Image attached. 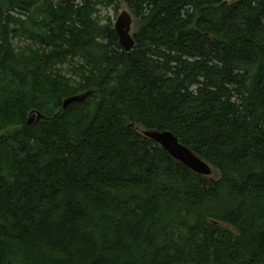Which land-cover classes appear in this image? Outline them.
Returning <instances> with one entry per match:
<instances>
[{
  "label": "trees",
  "instance_id": "trees-1",
  "mask_svg": "<svg viewBox=\"0 0 264 264\" xmlns=\"http://www.w3.org/2000/svg\"><path fill=\"white\" fill-rule=\"evenodd\" d=\"M121 1L128 52L97 15ZM7 130L0 264H264V0H0Z\"/></svg>",
  "mask_w": 264,
  "mask_h": 264
},
{
  "label": "water",
  "instance_id": "water-1",
  "mask_svg": "<svg viewBox=\"0 0 264 264\" xmlns=\"http://www.w3.org/2000/svg\"><path fill=\"white\" fill-rule=\"evenodd\" d=\"M131 24L132 17L129 12L124 10L117 16L113 26L118 42L126 52L132 48L134 43L133 35L131 34ZM92 92V89H88L81 93L66 97L63 100L62 108L64 109L72 103L88 102ZM44 119H46V117L42 113L39 111H32L27 118V123L32 124L33 122ZM10 132V130H7L0 134V139ZM142 134L155 141L174 160L185 165L193 173L209 177H212L214 173L217 174L215 168L209 165L191 148L182 143L170 130L143 129Z\"/></svg>",
  "mask_w": 264,
  "mask_h": 264
},
{
  "label": "rangeland",
  "instance_id": "rangeland-1",
  "mask_svg": "<svg viewBox=\"0 0 264 264\" xmlns=\"http://www.w3.org/2000/svg\"><path fill=\"white\" fill-rule=\"evenodd\" d=\"M127 11L129 12V14L131 15L132 17V24H131V34H133L135 32V26H134V22H135V15H134V12L132 9H130L126 3H124L123 1L119 2V6L117 8V12L114 11V9L112 7L110 8H105L103 6H98V12H97V15L101 18L102 20V23H105L107 22L108 20H111L112 21V26H114V22L117 18V16L122 12V11ZM24 18V17H23ZM29 40L27 38H17L16 41L14 42V44L16 46H20V47H23L26 45V43L28 42ZM66 69V66L63 67V70ZM30 114V113H29ZM29 117V115H28ZM213 177L216 175L215 173L212 174Z\"/></svg>",
  "mask_w": 264,
  "mask_h": 264
},
{
  "label": "bare ground",
  "instance_id": "bare-ground-1",
  "mask_svg": "<svg viewBox=\"0 0 264 264\" xmlns=\"http://www.w3.org/2000/svg\"><path fill=\"white\" fill-rule=\"evenodd\" d=\"M114 28V27H113ZM118 39V38H117ZM26 123H27V121H26ZM27 124H29V123H27Z\"/></svg>",
  "mask_w": 264,
  "mask_h": 264
}]
</instances>
